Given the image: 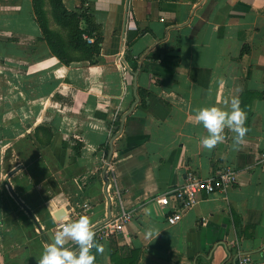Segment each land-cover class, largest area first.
Returning <instances> with one entry per match:
<instances>
[{"label": "crops", "instance_id": "obj_1", "mask_svg": "<svg viewBox=\"0 0 264 264\" xmlns=\"http://www.w3.org/2000/svg\"><path fill=\"white\" fill-rule=\"evenodd\" d=\"M62 4L86 9L100 28L94 64L64 65L51 54L32 0H0L1 141L28 139L50 171L36 182L33 154H16L12 169L0 171V264H37L57 226L86 215L93 227L121 210L133 217L119 234L95 241L94 264H237L242 256L264 264V0ZM78 27L89 29L84 17ZM134 82L138 102L121 126ZM139 88L148 94L143 109ZM232 96L248 131L236 144L225 128L223 141L207 149L195 110L225 107ZM223 165L236 172L235 184L199 195L169 225L158 197L188 170L208 178ZM33 192L42 208L32 205Z\"/></svg>", "mask_w": 264, "mask_h": 264}, {"label": "clouds", "instance_id": "obj_2", "mask_svg": "<svg viewBox=\"0 0 264 264\" xmlns=\"http://www.w3.org/2000/svg\"><path fill=\"white\" fill-rule=\"evenodd\" d=\"M225 107L208 105L195 110V119L207 130L200 143L207 149L213 148L224 139L225 128L235 135L233 140L238 144L246 135L247 113L240 107L239 96L226 100ZM74 241L78 247L66 246ZM101 250L94 240V231L86 215L76 220L65 222L56 231L51 242L43 249L37 264H94L95 256L91 249Z\"/></svg>", "mask_w": 264, "mask_h": 264}, {"label": "trees", "instance_id": "obj_3", "mask_svg": "<svg viewBox=\"0 0 264 264\" xmlns=\"http://www.w3.org/2000/svg\"><path fill=\"white\" fill-rule=\"evenodd\" d=\"M33 10L36 18V23L41 33V40H43L49 48L51 54L56 57L64 65H69L72 59L88 61L90 64L95 63L96 57L100 54L102 36L100 28L95 24L93 18L87 13L86 9L82 12L67 11L62 4V0H32ZM46 3H49V11L46 10ZM48 12L50 16L61 29L67 31V35L70 39L68 41L63 38V35L57 30L50 28V22L48 18ZM84 17L88 24V30H81L78 27L79 20ZM87 39L92 40L90 43ZM77 60V61H78ZM138 95L140 98V108H145V99L148 96L147 92L143 89H138ZM38 165L30 167V173L34 177L35 181H41L48 177V173H43L45 167L35 168ZM35 171L38 174H35ZM33 192L32 205L34 207H41L42 202L35 196Z\"/></svg>", "mask_w": 264, "mask_h": 264}, {"label": "built area", "instance_id": "obj_4", "mask_svg": "<svg viewBox=\"0 0 264 264\" xmlns=\"http://www.w3.org/2000/svg\"><path fill=\"white\" fill-rule=\"evenodd\" d=\"M92 40L87 39V42ZM236 182V172L230 166L223 165L208 178H202L192 170L185 174L183 183L158 197V204L167 211L166 222L176 224L184 211L192 207L201 194L210 195L216 192H226ZM132 211L121 210L115 217H109L92 227L94 240L102 241L119 234L123 226L132 219ZM62 225V224H61ZM61 225L56 230H60ZM237 264H255L248 256L238 258Z\"/></svg>", "mask_w": 264, "mask_h": 264}, {"label": "rangeland", "instance_id": "obj_5", "mask_svg": "<svg viewBox=\"0 0 264 264\" xmlns=\"http://www.w3.org/2000/svg\"><path fill=\"white\" fill-rule=\"evenodd\" d=\"M58 31L61 34H65V29H61ZM14 143H16V142L12 141V142L7 143L5 141H1V137H0V160L3 162V165H2L3 167L0 166V171L3 170V172L6 173L5 171H10L12 169V165H13V163H15V160L17 159L16 154L19 155V158H21L20 156H22V155L25 156V155L33 154L35 159H36L34 165L36 163H38V165L35 168L41 169L42 167H45V170H43V173L45 171V174L46 173L50 174L48 167L44 163V160L46 159L44 151H40L38 149L35 150L32 146H30V142L28 139L27 140L26 139H20V140H18V142L16 144H14ZM14 145H15V148H16V146L19 147L18 151L16 149H15V151L14 150L12 151V149H14ZM34 165H32V166H34ZM3 172H0V174ZM35 174H38V173L35 171Z\"/></svg>", "mask_w": 264, "mask_h": 264}, {"label": "water", "instance_id": "obj_6", "mask_svg": "<svg viewBox=\"0 0 264 264\" xmlns=\"http://www.w3.org/2000/svg\"><path fill=\"white\" fill-rule=\"evenodd\" d=\"M134 75H135V77H136V76H137V73H134ZM134 98H135V101H134V103L132 104L130 110H129L128 112H126L125 114H123V115L120 117V124H121V126H122L123 123H124V119H125V117H126L131 111H132L134 105L138 102V97H137V94H136V84H135V82H134ZM117 121H118V120H117ZM120 129H121V128H120ZM111 153H112V142H110V149H109V153H108V156H107V159H106V165L109 163ZM12 173H13V171L10 172V173L7 175V178H6V179H8V177H9ZM18 202H19V200H18ZM68 209H69V206H67V207L65 208V210H68ZM64 216H65V212H64L63 209L58 210V211L55 212V214H54V217H55L57 220L63 218Z\"/></svg>", "mask_w": 264, "mask_h": 264}]
</instances>
